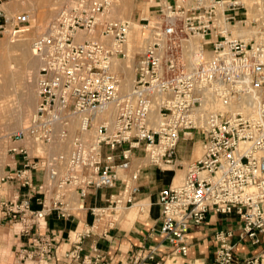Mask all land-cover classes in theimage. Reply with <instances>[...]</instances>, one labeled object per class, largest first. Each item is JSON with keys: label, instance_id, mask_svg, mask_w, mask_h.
I'll return each instance as SVG.
<instances>
[{"label": "built area", "instance_id": "obj_1", "mask_svg": "<svg viewBox=\"0 0 264 264\" xmlns=\"http://www.w3.org/2000/svg\"><path fill=\"white\" fill-rule=\"evenodd\" d=\"M13 1L0 0V39L31 27L29 13L7 10ZM116 3L65 0L33 40L36 110L7 137L12 159L1 179L9 188L0 224L29 239L13 264H52L57 240L48 217L69 221L86 209L93 220L77 224L65 254L80 259L86 239L107 238L137 204L147 167L186 173L159 193L160 243L122 264H165L163 245L187 256L188 233L209 212L241 221L215 233L213 264H264V248L237 254L264 238V0H150L137 21L138 47L135 21L110 18ZM182 142L198 145L199 158L180 160ZM97 190L114 192L85 208Z\"/></svg>", "mask_w": 264, "mask_h": 264}, {"label": "crops", "instance_id": "obj_2", "mask_svg": "<svg viewBox=\"0 0 264 264\" xmlns=\"http://www.w3.org/2000/svg\"><path fill=\"white\" fill-rule=\"evenodd\" d=\"M184 142L180 143L179 159L184 162L193 161V156L185 157L182 149ZM173 173L162 171L154 167H147L141 174L139 181L141 190L137 197V203L149 202L150 206L143 215L137 213L130 215L128 211L118 225L112 229L107 238H99L94 235L84 241L83 252L78 260H69L65 254L72 249L69 237L80 222L81 226L92 222V216L86 209L76 212L75 217L69 221L58 220L56 214L48 217V228L54 231L57 240V252L52 264H83L85 258L95 259L96 255L102 257L101 264H122L129 262L141 250L142 247L158 245L161 241L160 207L158 205L159 193L172 182ZM114 190L93 191L84 202L85 208L106 203V198ZM241 221L235 214L222 215L209 212L206 220L201 225H193L187 236L189 252L187 256H174L170 254V248L163 245L159 252V259L165 264H213L214 261V235L218 230L237 228ZM18 226H11L7 222L0 224V264H13L17 259V248L27 245L28 237L19 235ZM96 244L97 252H94ZM264 248L262 244L251 247L240 245L238 255L247 257L260 253ZM6 253V255H2Z\"/></svg>", "mask_w": 264, "mask_h": 264}, {"label": "rangeland", "instance_id": "obj_3", "mask_svg": "<svg viewBox=\"0 0 264 264\" xmlns=\"http://www.w3.org/2000/svg\"><path fill=\"white\" fill-rule=\"evenodd\" d=\"M117 1L110 13L111 19H128L135 21L136 24L140 18L148 15L150 0ZM64 2L65 0H14L6 6L12 14L29 13L32 23L30 29L19 38L14 39L7 35L0 39V47H4L3 52H0V202L3 193H6L9 188L1 181L7 172V164L11 163L12 159L11 155L7 153V137L27 124L36 110L38 100L36 77L40 63L33 54L32 43L37 36L45 31ZM132 39L134 46L138 47L140 32L138 37L133 36ZM21 42L27 44L26 53L16 49V46ZM127 65L130 68L126 71L128 86L126 89L131 86L133 79V63L129 62ZM196 149L200 156L201 150L198 145L193 147L191 143L184 142L182 151L185 157H190L194 155ZM59 150V148L55 149L56 152ZM199 156L196 154L192 160ZM171 172L173 173L172 182L174 181V185H177L182 181L186 170L179 167L176 171ZM130 211L132 212L129 217L137 213L142 215L145 213L140 206H134ZM2 255H6V253Z\"/></svg>", "mask_w": 264, "mask_h": 264}, {"label": "bare ground", "instance_id": "obj_4", "mask_svg": "<svg viewBox=\"0 0 264 264\" xmlns=\"http://www.w3.org/2000/svg\"><path fill=\"white\" fill-rule=\"evenodd\" d=\"M118 2V1H117ZM140 32V25L139 24H134V33L132 34V37L134 36V37H138V33ZM25 40V39H24ZM6 48V47H5ZM26 48H27V44L26 43H20V44H18L17 46H16V49L17 50H19V51H22L23 53H26ZM3 50H4V47H0V52L2 51L3 52ZM31 56V55H30ZM127 78V77H126ZM197 150V149H196ZM196 150H195V155L194 156H196V154L199 156V152H198V150H197V153H196ZM135 206H140L141 207V209H142V211L143 212H147L148 211V209H149V206H150V204H149V202H143V203H140V204H136Z\"/></svg>", "mask_w": 264, "mask_h": 264}]
</instances>
